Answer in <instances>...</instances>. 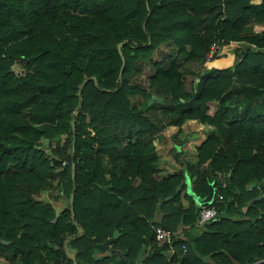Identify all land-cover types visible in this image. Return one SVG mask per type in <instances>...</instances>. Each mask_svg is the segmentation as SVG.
I'll list each match as a JSON object with an SVG mask.
<instances>
[{
	"label": "trees",
	"instance_id": "1",
	"mask_svg": "<svg viewBox=\"0 0 264 264\" xmlns=\"http://www.w3.org/2000/svg\"><path fill=\"white\" fill-rule=\"evenodd\" d=\"M210 41L226 60L203 64ZM188 118L212 127L192 161L162 132ZM184 172L213 188L199 229ZM109 248L264 264V0H0V264H126Z\"/></svg>",
	"mask_w": 264,
	"mask_h": 264
},
{
	"label": "crops",
	"instance_id": "2",
	"mask_svg": "<svg viewBox=\"0 0 264 264\" xmlns=\"http://www.w3.org/2000/svg\"><path fill=\"white\" fill-rule=\"evenodd\" d=\"M223 51L226 52V50H223ZM222 61L223 59L222 60H219V58L215 59V62H222ZM211 129L212 127L209 124L201 123L195 119L188 118L181 122V124L179 125V128L169 126V127H165L162 132L165 134V136L168 137L166 141L167 146L170 147V145L173 144V147L175 148V150L178 152L180 151V154L177 155V158L183 156L187 161H191L194 159L195 147L199 144L200 141L204 139L205 135ZM152 142L159 155L160 142H158L156 138L153 139ZM160 159H163V161L161 162V165H163V167L166 170L171 171L177 168V165L174 164L169 159L168 155H161ZM182 201L183 203H185L184 202L185 200H182ZM200 227H197V228H200ZM177 231H178V235L181 236L182 232L180 231L179 227ZM79 264H84V263H79Z\"/></svg>",
	"mask_w": 264,
	"mask_h": 264
},
{
	"label": "built area",
	"instance_id": "3",
	"mask_svg": "<svg viewBox=\"0 0 264 264\" xmlns=\"http://www.w3.org/2000/svg\"><path fill=\"white\" fill-rule=\"evenodd\" d=\"M220 56V50L218 49V43L216 41H210L204 54L203 64H209L214 60V56ZM216 214V208L214 203L199 204L196 218L194 220V226L200 227L204 222L214 217ZM153 231V237L156 245L169 244L172 238V231L168 228L162 227L158 224H151ZM171 248H168L167 252L170 253ZM43 264H52L51 261H47Z\"/></svg>",
	"mask_w": 264,
	"mask_h": 264
},
{
	"label": "water",
	"instance_id": "4",
	"mask_svg": "<svg viewBox=\"0 0 264 264\" xmlns=\"http://www.w3.org/2000/svg\"><path fill=\"white\" fill-rule=\"evenodd\" d=\"M117 48H118V44H117ZM123 65V57L121 56V64L119 67V73L121 70V67ZM83 83V82H82ZM81 83V84H82ZM153 95H150L149 97V101H152ZM159 99V98H158ZM72 126V124H71ZM70 174L72 176L73 174V166L71 165V170H70ZM183 180H184V184H185V191L186 193L193 199V201L197 204H204V203H208L211 201L212 197H213V188L211 186V182L208 183V192L204 195V196H199L197 194H195L191 188H190V183H189V178L187 176V174L184 172L183 173ZM261 196L260 192L254 196L253 198H250L249 200H247V202L245 203V205L242 206V209H244L246 207V205L248 203H250V201L252 199H258ZM71 198V196H70ZM59 209L58 208H54V216L53 218H55L58 215ZM118 235V231L117 229H113L112 233L110 236L104 238L100 243H99V247L102 248L103 250H106L108 248V243L112 238H115ZM109 253H115L118 254L120 258L124 259L126 261V264H134L133 262L126 260V258L123 257L125 251L119 252V250L117 249H113V248H109L108 249Z\"/></svg>",
	"mask_w": 264,
	"mask_h": 264
},
{
	"label": "rangeland",
	"instance_id": "5",
	"mask_svg": "<svg viewBox=\"0 0 264 264\" xmlns=\"http://www.w3.org/2000/svg\"><path fill=\"white\" fill-rule=\"evenodd\" d=\"M220 50L222 51H220V57H218L219 58V60H224V59H226L227 58V54L225 53V51H223V50H225V48H223V47H220ZM217 59V58H216ZM12 68L14 69L13 71L16 73V74H19V72H20V69L21 68H18L17 66H16V64L14 65V66H12ZM145 82V81H144ZM169 126H173V127H176L175 125H168L167 127H169ZM45 149H47L46 147H45ZM192 161V160H191ZM48 196H49V193H46V192H43L42 194H41V198H43L44 200H49L48 199ZM49 201H51V203L55 206L56 205V207L58 208L59 206H62L63 204H64V202H65V196H63V195H57L54 199H52V198H50V200ZM189 230H191V228H188ZM199 229V228H198ZM107 252H109V251H107ZM2 262V259H1V257H0V263ZM85 264V263H84Z\"/></svg>",
	"mask_w": 264,
	"mask_h": 264
}]
</instances>
